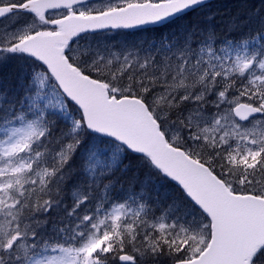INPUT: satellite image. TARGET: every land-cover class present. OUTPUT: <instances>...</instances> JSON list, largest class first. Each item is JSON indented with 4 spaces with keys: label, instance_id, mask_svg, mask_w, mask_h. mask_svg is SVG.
<instances>
[{
    "label": "snow or ice",
    "instance_id": "snow-or-ice-1",
    "mask_svg": "<svg viewBox=\"0 0 264 264\" xmlns=\"http://www.w3.org/2000/svg\"><path fill=\"white\" fill-rule=\"evenodd\" d=\"M0 264H264V0H0Z\"/></svg>",
    "mask_w": 264,
    "mask_h": 264
},
{
    "label": "trees",
    "instance_id": "trees-1",
    "mask_svg": "<svg viewBox=\"0 0 264 264\" xmlns=\"http://www.w3.org/2000/svg\"><path fill=\"white\" fill-rule=\"evenodd\" d=\"M215 5H217L223 12H227L229 10H231L236 3L238 2V0H215L213 1ZM188 21H179L177 22L176 25L178 24H185ZM166 29V28H165Z\"/></svg>",
    "mask_w": 264,
    "mask_h": 264
},
{
    "label": "rangeland",
    "instance_id": "rangeland-1",
    "mask_svg": "<svg viewBox=\"0 0 264 264\" xmlns=\"http://www.w3.org/2000/svg\"><path fill=\"white\" fill-rule=\"evenodd\" d=\"M181 25H183V24L173 25L171 29L166 28V29H164V31L167 32V31H170V30H174L175 28H177V27H179Z\"/></svg>",
    "mask_w": 264,
    "mask_h": 264
}]
</instances>
